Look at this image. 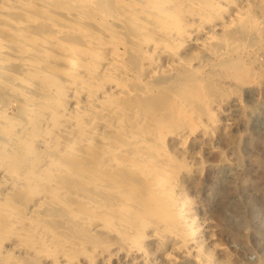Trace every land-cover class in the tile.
<instances>
[{
    "label": "bare ground",
    "instance_id": "1",
    "mask_svg": "<svg viewBox=\"0 0 264 264\" xmlns=\"http://www.w3.org/2000/svg\"><path fill=\"white\" fill-rule=\"evenodd\" d=\"M233 4L0 0V15L18 14L10 21L1 18L11 38L0 49L13 68L0 96L17 92L24 101L14 117L0 110V264H26L17 257L22 253L37 256V264L44 258L50 264H82L81 257L88 264H161L151 242L167 264H177L182 255L213 264L180 196L183 166L162 150L173 131L140 119L127 90L125 58L138 52L153 66L149 78L167 72L174 62L182 64L181 48L211 42L256 16L251 7ZM34 82L38 95L17 91ZM108 115L117 120L111 123ZM113 134L126 142L112 146ZM130 173L135 180L127 183Z\"/></svg>",
    "mask_w": 264,
    "mask_h": 264
},
{
    "label": "rangeland",
    "instance_id": "2",
    "mask_svg": "<svg viewBox=\"0 0 264 264\" xmlns=\"http://www.w3.org/2000/svg\"><path fill=\"white\" fill-rule=\"evenodd\" d=\"M238 3L251 7L249 13L256 15L252 16L253 20L245 17L220 32L218 39L181 48L177 56H183V65L174 62L169 71L149 78L153 66L145 58L136 56L138 52L129 54L125 58L130 77L126 89L132 91L140 119L145 123L165 124V128L173 131L162 150L166 158L169 154L167 159L183 166L180 196L186 200L188 213L195 220L203 251L210 254L207 257H213V264H264V0H234L235 6H232L237 7ZM58 10L59 19L63 18L64 10ZM13 15L11 11L5 12L0 20L4 16V20L10 21ZM6 21H0L1 48L11 38L3 31L7 30ZM33 25L26 28L35 31ZM116 39L123 37L119 35ZM0 50L1 86L13 64L3 57V49ZM147 83H151L150 88L146 87ZM33 86L17 91L30 90L36 96L39 94L35 88L37 83ZM20 98L17 92L6 99L0 96V110L6 112L4 117L17 114L24 103ZM98 115L101 119L104 117L102 113ZM117 117L108 115L106 119L114 123ZM111 141L112 146L126 142L117 134H113ZM129 175L127 183L135 180L133 173ZM87 195L97 196L96 193ZM87 232L93 235L92 231ZM99 237L108 240L106 235ZM110 241L120 243L115 238ZM149 247L157 261L167 264L156 243H149ZM171 249L170 242L164 250ZM17 257L26 264L39 261L37 256L26 253ZM44 259L43 264H50ZM81 262L88 264L85 257H81ZM177 264L198 263L193 257L182 255Z\"/></svg>",
    "mask_w": 264,
    "mask_h": 264
}]
</instances>
